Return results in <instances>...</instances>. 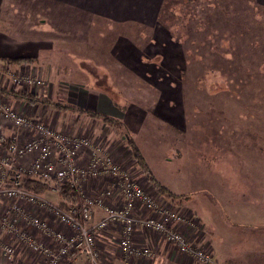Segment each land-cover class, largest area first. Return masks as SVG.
Here are the masks:
<instances>
[{
    "label": "rangeland",
    "instance_id": "374dc122",
    "mask_svg": "<svg viewBox=\"0 0 264 264\" xmlns=\"http://www.w3.org/2000/svg\"><path fill=\"white\" fill-rule=\"evenodd\" d=\"M157 1L152 22L123 13L108 20L106 14L85 8V14H98V18L82 24L81 29H85V32L87 23L89 24L90 31L86 37L71 36L46 21L43 27L48 28L49 33L44 37H35V40L60 49L81 46L131 48L129 67L123 65L113 54H108L105 67H97L94 61H85L79 64L80 67L77 66L76 72H83L84 78L89 73L93 74L96 81L93 79L95 83H91L92 87L98 84L99 88L106 89L119 109L129 104V113L139 112L138 122L129 116L132 130L128 128L151 174L166 187L184 190L188 178V156L210 160L228 157L232 162L230 167L233 175L235 174L234 182L237 181L233 186L239 184L235 192L243 196V221H247V224L264 223V6L257 5L252 16L253 13L243 0ZM29 22L34 24L37 20L27 19V26L30 25ZM10 26L8 21H0V35L6 41L16 40L17 37V31L14 35L10 33ZM95 29L99 34L98 40L91 37ZM60 49L56 55L59 62H62L68 54ZM15 53L9 52L10 55H16ZM137 56L143 62H139ZM5 60L0 58V64H3L0 84L5 90H33L41 95L45 93V98L61 112H73L70 109H60L62 105L80 107L62 99L63 93L60 94V90L64 84L57 86L55 81L58 78H51L54 85L51 80H47L42 73L44 68L41 64L40 71L36 67L32 69L30 61L16 65V71L9 72L6 70L9 67ZM27 75H33L43 84L19 86L13 82V78L24 79ZM33 119L62 131L42 119ZM102 123L106 124L102 120L90 124L93 128L98 127L103 135L105 128H102ZM69 126L63 132L88 136L80 130L76 131L75 126ZM3 128L10 129L11 133L16 131L14 127L3 125L0 121V130L3 131ZM115 129L116 127L113 131ZM123 129L125 131L123 126L117 129L116 134ZM19 135L21 140L30 137L27 131H20ZM9 136L5 135L7 143ZM96 141L105 143L100 139ZM119 144V141L115 142L117 153L114 157L135 178L137 173L141 174L143 171L132 159L130 152L126 151L127 148H119ZM84 159L83 165L86 163V158ZM238 178H241V183H238ZM95 179L100 181L95 187L97 190L87 196L94 197L101 189L112 187V180L107 174ZM48 187L44 197L58 203L60 200L57 191H52L56 187L52 184H48ZM107 198L110 206L119 207L122 204V197L118 193ZM170 203L171 201L160 202L159 208L178 209L173 208ZM6 205L9 206V203L0 202L2 209ZM23 205L34 215L44 211L26 202ZM246 207L249 209L246 210ZM138 209V216L146 215V211H142L140 206ZM153 214L157 218L161 217L159 211H154ZM180 214L182 218L186 217L185 212ZM100 217L101 214L97 219ZM45 218L51 225H57L48 212ZM114 226L119 228V238V223L111 224L108 228ZM137 228L149 230L135 225L133 236ZM43 239L56 245L45 236ZM96 243L100 250L97 237ZM14 254L7 257L0 251V258L10 261ZM120 255L122 256L121 253ZM75 261V264H81V259ZM65 263L63 261L60 264Z\"/></svg>",
    "mask_w": 264,
    "mask_h": 264
},
{
    "label": "crops",
    "instance_id": "0c3cea01",
    "mask_svg": "<svg viewBox=\"0 0 264 264\" xmlns=\"http://www.w3.org/2000/svg\"><path fill=\"white\" fill-rule=\"evenodd\" d=\"M243 1L249 6L250 11L253 13V15L250 13L252 16L255 14L254 11L257 5L264 6V0ZM156 2L158 1L0 0V21H8L10 23L9 29L13 35L17 31L16 40L6 41L5 37L0 35V58L31 57L33 59L30 64L32 69L36 67L40 71L39 66L41 64L44 68L42 73L47 80H51L52 77L58 78L55 81L57 86L61 87L60 84H64L63 89L61 88L60 90V94L61 92L63 93L62 99L67 100L66 103L75 104L82 108L96 111L99 114L114 117L122 124L125 131L123 129L120 133L117 132L116 134L112 128L102 123V128H105V132L101 135V130L98 127L93 128L90 124L94 121L100 122L101 119L99 117H92L79 112L69 113L63 110L61 112L50 100L46 103L38 102L32 104L25 99L13 97L10 94L4 95L0 93V97L4 100L6 99L11 108L18 110L26 116L49 122L56 129L64 131L71 127L69 125H73L76 127V131L80 130L84 134H88V137H92L93 140L100 139L101 141H105L113 154L117 153L115 142L119 141L121 144L118 147L127 148L126 151H129L132 157L130 148L126 143V136H129L133 140L128 128L130 127V122H132L129 116H132L135 118L134 121L138 122L137 114L139 112H134V114L129 113L131 111L129 104L119 109L120 107L111 98L106 89L99 88L98 84L92 87L91 83H95L93 82L95 78L93 74L89 73V76L87 75L84 78L83 72H76V69L80 67L79 64L85 61H94L98 65L97 67H105L104 64L108 60V54H113L125 66L131 65L129 55H132V49L82 48V46L81 48H51V45L47 46V44L37 42L38 39L35 40V37H44L49 33V29L43 27L46 21H49L51 25L53 24L66 34L86 37L85 35H88L90 31L88 29L89 24L87 23L86 32L85 29L84 31L81 29L82 24L85 25V22L93 21L95 17L98 18V14L96 16L85 14L83 12L85 8H89L93 12L106 14L108 20L117 18L118 15L123 13L124 15L127 14L151 21ZM160 14L161 11L158 16ZM32 18L35 21L37 20V22L34 24L29 22L30 25L28 24L27 26L26 20ZM97 32L96 29L93 30L91 34L93 40L96 38V40L100 39ZM59 49L68 54L63 58L66 59L65 61L59 62L60 60H58L56 55ZM9 52H16V55H10ZM146 52H149L148 49H146ZM137 59L139 62H143L139 56H137ZM8 67L6 70L9 72L16 71L17 69L16 65ZM2 68L3 64H0V73ZM50 82L53 84L52 80ZM0 86L3 85L0 84ZM68 89L72 90L69 91ZM29 92L39 94L33 90ZM46 95L48 94L46 93ZM59 115H61V118ZM7 129L3 128V131L1 129L0 133L8 137L11 131ZM123 145L124 147H122ZM219 160L188 156V178H186L187 185L184 190L177 189L176 187H166L153 175L169 192L179 196L176 198H170L165 193L161 194L157 191L143 172L141 174L137 173L135 179L140 184H143L142 186L145 191L155 198L158 204L164 201L168 203L171 201L170 204H172L173 208L177 207V210L185 212L186 217L184 216L182 221L176 225L190 242L210 254L212 258L210 264H264V223L247 224V221H243L244 216L241 207L243 196H241V193L237 195L235 192L238 190L239 184L233 186L237 181L234 182L235 174L233 175L234 172L230 167L232 162L231 160L229 161L228 157ZM238 179V183H241V178ZM99 182L97 179L85 181L83 189L86 194L97 190L95 187H97ZM248 209L249 207H246V210ZM1 211L2 208L0 207ZM40 213L46 217L45 212L42 211ZM100 214L101 212L96 209L93 218L97 219ZM49 216L53 219L50 214ZM54 226L66 231L61 224L57 223ZM30 231L38 239L49 244L34 229L31 228ZM118 235L119 228L115 226L107 228L97 235L100 259L105 264H203L189 255L179 252L173 244L164 240L156 232L138 228L133 236L134 244L150 247L153 250V254L149 258L134 257L125 259L120 255V251L118 250ZM0 237L5 242L14 243L16 249L10 261L0 258V264H42L43 258L36 253H32L24 244L14 241L11 237H6L1 233ZM47 240L51 242L49 238ZM51 243L54 244V242Z\"/></svg>",
    "mask_w": 264,
    "mask_h": 264
},
{
    "label": "built area",
    "instance_id": "2783aa9c",
    "mask_svg": "<svg viewBox=\"0 0 264 264\" xmlns=\"http://www.w3.org/2000/svg\"><path fill=\"white\" fill-rule=\"evenodd\" d=\"M13 82L19 86L43 84L33 75L24 76V79L13 78ZM0 121L16 129L6 145L0 143V202L9 203L1 211L0 233L26 245L32 253L43 258L44 264H60L63 261L76 263V259H81V264H104L100 259L96 237L115 223H119L121 228L117 245L125 259L149 258L153 254L149 247L133 243L134 226L138 225L156 232L179 252L198 262H212L208 252L180 232L176 225L183 219L179 211L159 208L155 198L144 190L129 170L116 161L106 143L82 134L70 135L57 131L26 117L1 98ZM20 131L29 132L30 137L21 140ZM84 158L86 163L83 165ZM102 174L110 176L112 187L101 189L94 197L87 196L83 189L84 182ZM24 175L50 182L53 186L68 184L77 195V204L63 208L44 195L26 189L21 185ZM114 193L122 197L119 207L110 206L107 202V197H112ZM24 202L48 212L68 232L51 225L40 213L31 214ZM139 206L146 211L145 216H138ZM96 209L101 212L99 219L93 218ZM154 211H159L161 217H155ZM31 228L56 245L38 239L30 231ZM4 242L0 237L1 253L7 257L13 255L15 244Z\"/></svg>",
    "mask_w": 264,
    "mask_h": 264
},
{
    "label": "trees",
    "instance_id": "16d2710c",
    "mask_svg": "<svg viewBox=\"0 0 264 264\" xmlns=\"http://www.w3.org/2000/svg\"><path fill=\"white\" fill-rule=\"evenodd\" d=\"M32 62L33 59L30 57H19V58H14V59H6L5 63L7 66H14V65H19L23 64L26 62ZM3 86H0V93L4 95H12L13 97H19L22 99H25L29 103H46L49 102L48 99L45 98L44 95H37L35 93H31L28 91L24 90H5ZM70 109L73 112H79V113H84L86 115L92 116V117H99L102 121H104L109 127L115 128V131L117 129H121L122 124L114 117L104 115V114H99L96 111H91L82 107H75L73 105H68V106H60V109ZM120 133V132H119ZM118 133V134H119ZM0 143L1 144H7L6 137L3 133H0ZM126 143L131 149L132 157L137 163V165L140 167V169L145 173L146 178L154 185V187L159 191L161 194H166V196L170 198H176L179 197L178 195H175L171 192H169L163 185H161L151 174L149 171L147 165L145 164V160L138 148V146L135 144V142L129 137L126 136ZM48 184H51L50 182L44 181L37 179L35 177L29 176V175H24L21 180V185L25 187L26 189L43 195L46 190L49 189ZM50 186V185H49ZM56 187V191L59 197V206L65 208L68 205H74L77 204L78 199L76 193L73 191L71 187H69L68 184L66 183H61V184H56L54 185ZM65 264H75V263H65Z\"/></svg>",
    "mask_w": 264,
    "mask_h": 264
},
{
    "label": "bare ground",
    "instance_id": "6f19581e",
    "mask_svg": "<svg viewBox=\"0 0 264 264\" xmlns=\"http://www.w3.org/2000/svg\"><path fill=\"white\" fill-rule=\"evenodd\" d=\"M6 243H8V242H6ZM136 245V244H135ZM26 246V245H25ZM147 247V246H146ZM26 248H27V246H26ZM150 248V247H149ZM151 249V248H150Z\"/></svg>",
    "mask_w": 264,
    "mask_h": 264
}]
</instances>
